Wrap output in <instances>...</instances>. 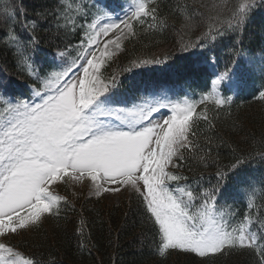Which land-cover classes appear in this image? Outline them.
<instances>
[{
  "label": "snow or ice",
  "instance_id": "snow-or-ice-1",
  "mask_svg": "<svg viewBox=\"0 0 264 264\" xmlns=\"http://www.w3.org/2000/svg\"><path fill=\"white\" fill-rule=\"evenodd\" d=\"M155 3L156 0H131L124 18L119 20H114L106 9H99L81 40L80 62L63 63L67 60V50H58L54 59L62 62L61 67L42 77L33 59L38 41L34 35L25 41L10 26L22 13L5 0L0 19L8 27L2 42L38 86L32 89L34 102L31 103L9 102L0 97L3 108L0 111V238L38 226L48 216H59L61 203L68 201L56 194L54 185L82 186L87 181L90 194L97 197L119 191L120 187L142 197L147 218L159 238L160 256L170 250L199 258L248 250L258 258V264H264V235L252 230L251 216L233 225L228 213L216 206L219 185L197 191L190 184L180 183L187 177L169 170L180 167L176 161L184 160L185 152L194 154L199 148L193 129L201 119L211 126L207 105L222 108L231 103V97L221 94L220 86L228 82L235 84L243 75L254 73L257 62L242 52L237 53L246 67L235 63L226 67L212 81L211 91L196 102L187 98L171 101L167 89L138 99L119 95L113 91L117 86L116 76L104 78V67L116 50L121 49L123 40L136 35L137 24L150 21L149 29L166 26L158 17V6L150 7ZM197 5L206 9L208 15L200 12ZM178 7L183 9L186 30L194 28L196 17L207 24L196 44L182 46L181 51H187L201 39L215 42L226 30L242 31L256 0H239L227 17L224 11L228 0H212L209 4L192 0L191 5ZM81 12L75 0H58L55 12L58 28L66 33L74 32L73 16ZM29 26L34 33L37 22L25 20L24 27ZM101 37L108 39L102 42ZM110 46H113L111 50ZM161 62L143 59L132 67ZM74 69L79 71L72 77ZM259 71L264 76V58L259 62ZM259 98L264 100V91L259 93ZM200 105L205 107L197 112ZM163 108L170 113L167 118L162 122L153 120V114ZM246 161L247 157H237L229 171H235ZM217 175L223 179L226 173L218 171ZM173 182L175 187H170ZM109 184L117 187L109 188ZM248 191L251 197L255 196V186H249ZM248 206L253 207L251 198ZM0 264H35V261L0 243Z\"/></svg>",
  "mask_w": 264,
  "mask_h": 264
},
{
  "label": "trees",
  "instance_id": "trees-1",
  "mask_svg": "<svg viewBox=\"0 0 264 264\" xmlns=\"http://www.w3.org/2000/svg\"><path fill=\"white\" fill-rule=\"evenodd\" d=\"M83 1L87 0H75V4L79 5ZM91 1V6L95 7L99 0ZM261 1L256 0V4ZM8 2L22 13L10 26H14L25 41L29 35H34L38 41L36 51L43 54L47 53L44 50L74 47L82 38L81 18L90 14V10H87L86 15H74L75 31L66 33L63 28H58L55 19L58 0ZM202 2L211 3L209 0ZM4 3L5 0H0V13L3 12ZM185 3L191 5L192 0H157L154 7L158 6V17L166 26L147 32L136 31L135 37L125 42L123 54L106 67L107 71L116 68L118 70L114 72H119L134 60L158 56L164 48L167 53H171L169 49H175L180 44L196 43L198 37L207 30V24L196 17L194 28L186 30L181 15L183 9L178 7ZM238 3L239 0H228L224 16L230 15ZM196 7L208 15L206 9L198 5ZM262 11L264 4L255 11L251 10L242 31L226 30L223 37L233 46L239 41L237 45L240 46L241 39L245 38L243 33H250L247 37L258 39L264 46L262 23L244 29L252 20L260 21L258 12ZM41 13L43 15H39ZM25 20L37 22L34 33L30 26L27 29L24 27ZM7 27L0 19V73L10 80L13 88H17L24 86L30 77L26 69L18 66L13 51L2 42ZM202 41H199L198 46ZM161 53L164 54V51ZM33 59L36 68V54ZM41 67L44 66L41 64ZM208 114L211 126L208 121L201 119L193 129L196 134L194 140L199 148L194 154L185 152V159L177 161L180 167H175L174 172L187 177V180L180 181L181 184H190L197 191L211 190L219 185L217 199L220 200V207L230 198L227 186L231 182H235L236 186H244L245 189L237 187L240 196L235 199L240 202L231 207V217L239 219L249 208L251 198L253 207L249 209L248 216L253 219L252 229L264 235V159L261 158L264 155V100L255 97L245 103L213 107ZM237 157H247V161L235 171H229V166ZM218 171L226 173L223 179L218 178ZM249 186L256 188L254 197L248 191ZM66 207L59 216L46 222L47 228L34 229L32 236L19 240V248L27 252L35 264H258V258L248 250L205 258L179 251L160 256L157 247L159 238L147 218L142 197L136 193L120 205L108 204L97 196L84 194L76 200L74 207ZM225 212L230 219L229 208Z\"/></svg>",
  "mask_w": 264,
  "mask_h": 264
},
{
  "label": "rangeland",
  "instance_id": "rangeland-1",
  "mask_svg": "<svg viewBox=\"0 0 264 264\" xmlns=\"http://www.w3.org/2000/svg\"><path fill=\"white\" fill-rule=\"evenodd\" d=\"M128 7V6H127ZM122 27H123V25H122ZM101 39V41L103 42L104 40H106V39H108L107 37H101L100 38ZM176 44H172V46H175ZM101 47H102V44H101ZM113 48V46H110V50ZM167 52V49L166 48H164V49H161V51H160V54H161V52ZM97 55H99V53H97ZM79 70H77V72H78ZM160 116V114H157L156 115V118L158 119V117ZM73 186V187H72ZM109 188H116L117 187V185H115V184H109V185H107ZM82 187H85V188H83L82 189ZM69 188H70V192L71 193H73L74 195H79L80 194V192L81 193H85V194H87V196H95V195H93V194H90V189H89V187H88V184L87 185H73V184H71L70 183V185H69ZM132 192H134V191H130V190H127V189H125L124 187H120V190L119 191H115V192H113V191H109V192H107V193H104L103 195H101V198L103 199V200H105L106 201V203H108V204H115V205H119L118 203L121 201V202H123L124 200H125V198H127V196L126 195H130ZM123 199V200H122ZM121 202H120V204H121ZM48 224V223H47ZM44 225L43 227L45 228H47L48 227V225ZM33 235V233H28V234H26V235H24V236H22L21 234H19V233H17V235L12 239V241L14 242V243H18L19 242V240H21V239H24V237H29V236H32ZM15 251V250H14ZM16 252V251H15ZM2 255H4L5 256V258L6 259H8V256H7V253H2Z\"/></svg>",
  "mask_w": 264,
  "mask_h": 264
}]
</instances>
